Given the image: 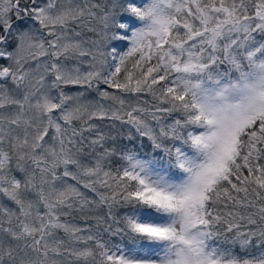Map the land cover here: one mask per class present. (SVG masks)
<instances>
[{
  "label": "snow or ice",
  "instance_id": "obj_1",
  "mask_svg": "<svg viewBox=\"0 0 264 264\" xmlns=\"http://www.w3.org/2000/svg\"><path fill=\"white\" fill-rule=\"evenodd\" d=\"M0 264H264V0H0Z\"/></svg>",
  "mask_w": 264,
  "mask_h": 264
}]
</instances>
